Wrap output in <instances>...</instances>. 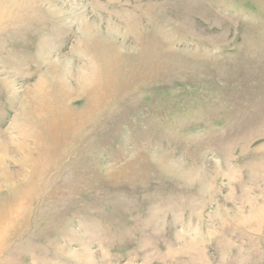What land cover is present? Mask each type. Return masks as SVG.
Instances as JSON below:
<instances>
[{
	"label": "rangeland",
	"instance_id": "rangeland-1",
	"mask_svg": "<svg viewBox=\"0 0 264 264\" xmlns=\"http://www.w3.org/2000/svg\"><path fill=\"white\" fill-rule=\"evenodd\" d=\"M0 147V264H264V0H0Z\"/></svg>",
	"mask_w": 264,
	"mask_h": 264
},
{
	"label": "bare ground",
	"instance_id": "bare-ground-1",
	"mask_svg": "<svg viewBox=\"0 0 264 264\" xmlns=\"http://www.w3.org/2000/svg\"><path fill=\"white\" fill-rule=\"evenodd\" d=\"M93 77H89L88 80H85L86 82L91 84V80ZM85 79V78H84ZM84 82V81H83ZM64 83V82H63ZM82 83V81H81ZM85 83V82H84ZM43 85L40 87L42 88ZM82 86V84H81ZM85 86V85H84ZM82 86V87H84ZM7 148V147H6ZM1 152H0V192L2 191V185L1 182H5L7 190V195L5 196L6 202H4L2 205L0 204V228H5L10 219H13L14 213L16 212L17 208L19 207L20 201L18 200V197L20 194L24 193L21 192L16 188V185L14 184L15 182V175L12 173H9L6 164L4 163V158H3V153L6 151L4 147H0ZM6 154V153H5ZM15 190L17 191L15 195ZM11 221V220H10Z\"/></svg>",
	"mask_w": 264,
	"mask_h": 264
}]
</instances>
